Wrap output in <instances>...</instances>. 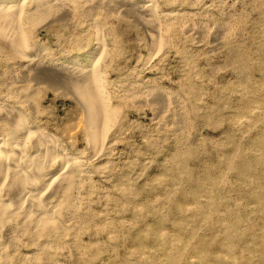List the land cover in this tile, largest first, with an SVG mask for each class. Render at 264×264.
Segmentation results:
<instances>
[{"label":"rangeland","instance_id":"rangeland-1","mask_svg":"<svg viewBox=\"0 0 264 264\" xmlns=\"http://www.w3.org/2000/svg\"><path fill=\"white\" fill-rule=\"evenodd\" d=\"M72 1L0 0L16 41L0 34V112L52 136L53 157L50 214L0 223V264H264V0ZM148 4L151 26L123 9ZM82 65L110 115L96 143L81 103L38 75Z\"/></svg>","mask_w":264,"mask_h":264},{"label":"bare ground","instance_id":"bare-ground-1","mask_svg":"<svg viewBox=\"0 0 264 264\" xmlns=\"http://www.w3.org/2000/svg\"><path fill=\"white\" fill-rule=\"evenodd\" d=\"M8 1V0H7ZM13 1V0H12ZM16 1V0H15ZM44 1V0H43ZM43 1L41 0V2L43 3ZM50 1V0H49ZM72 1V0H71ZM100 1V0H99ZM152 1V0H151ZM156 1V0H155ZM11 2V1H10ZM9 2V3H10ZM18 2V1H17ZM46 2V1H45ZM67 2V1H66ZM73 2V1H72ZM75 2V0H74ZM89 2V1H88ZM104 2V1H103ZM115 2V1H114ZM121 2V0H120ZM119 2V3H120ZM124 2H127L124 0ZM147 2H150L149 0ZM154 2V1H153ZM157 2V1H156ZM154 2V3H156ZM7 3V2H6ZM54 3V2H53ZM65 3V2H64ZM70 3V2H68ZM91 3V2H90ZM11 4V3H10ZM38 4V3H37ZM47 5V3H45ZM49 4V3H48ZM58 4V3H57ZM61 4H63V0L61 2ZM97 4V3H96ZM101 4V3H99ZM105 4V3H104ZM117 4V3H116ZM130 4V3H129ZM52 5V4H51ZM65 5L68 6V4L66 3ZM70 5V4H69ZM95 5V4H94ZM102 5V4H101ZM122 5H126V4H122ZM144 5V4H142ZM150 5H147V8L144 7H138V8H131V7H125L123 8L125 10V12L127 14H130L131 16H135L138 18L139 22H141L144 25H148L150 22H152L153 16L151 14L152 19L147 18L145 16V11L149 10L150 11ZM154 5V4H152ZM15 6V5H14ZM21 6V5H20ZM41 6H43L41 4ZM45 6V5H44ZM85 6V5H84ZM111 6V5H110ZM109 6V7H110ZM113 6V5H112ZM118 6V5H117ZM158 6V4H157ZM11 7V6H9ZM16 7V6H15ZM51 7V6H50ZM71 7V6H70ZM70 7L68 8V11L70 10ZM96 8V6H94ZM146 7V6H145ZM159 7V6H158ZM3 9V7H0ZM37 8V7H36ZM47 8H49V5L47 6ZM63 8V7H61ZM65 8V6H64ZM63 8V9H64ZM116 8V7H115ZM118 8V7H117ZM22 9V8H20ZM19 9V10H20ZM113 9V8H112ZM122 9V10H123ZM155 9V8H154ZM157 9V8H156ZM66 10V9H64ZM119 10V9H118ZM116 9V11H118ZM121 10V11H122ZM123 10V11H124ZM152 10V9H151ZM159 10V9H158ZM157 10V11H158ZM7 11V10H6ZM9 11V10H8ZM24 11V10H23ZM108 11V10H107ZM115 11V9H114ZM156 11V12H157ZM1 12V11H0ZM3 12V11H2ZM17 12V11H16ZM110 12V11H109ZM120 12V11H119ZM159 12V11H158ZM12 13V11H11ZM34 13V12H33ZM37 13V12H36ZM150 13V12H149ZM7 14V13H6ZM9 14V12H8ZM21 14V13H20ZM38 14V13H37ZM65 14V13H64ZM124 14V13H122ZM16 15V14H15ZM23 15V14H22ZM3 16V15H1ZM128 16V15H127ZM16 17V16H15ZM129 17V16H128ZM155 17V16H154ZM158 17V16H157ZM169 17V14H168ZM19 18V16H18ZM17 18V19H18ZM2 20H6L3 18H0V22ZM12 20V19H11ZM132 20V19H131ZM137 20V21H138ZM154 20V19H153ZM9 22V20H8ZM4 23V22H3ZM14 23V22H13ZM20 23V22H19ZM8 24V23H7ZM6 24V25H7ZM140 24V23H139ZM156 24V23H155ZM5 25V24H4ZM150 25V24H149ZM15 26V25H14ZM151 26V25H150ZM156 26V25H155ZM154 26V28H155ZM4 27V26H3ZM1 23H0V34L3 33L4 35H6V37H8V39L11 41L12 45H15L13 43L16 42L13 39V35L12 33L15 32V30L13 31L12 29L8 30L10 26H5V28H3ZM143 27V26H142ZM8 28V29H6ZM147 28V27H146ZM149 29V28H148ZM153 29V27H152ZM12 30V31H11ZM12 32V33H11ZM8 40V41H9ZM101 41V40H100ZM104 43V42H103ZM98 45V44H97ZM100 45V44H99ZM17 46V45H16ZM105 47V46H104ZM102 48V47H101ZM18 49V48H17ZM98 49V48H97ZM100 49V48H99ZM106 49V48H105ZM19 50V49H18ZM103 50V49H101ZM105 51V50H104ZM98 52V50H97ZM102 54V52H101ZM105 54V53H104ZM40 55V54H39ZM92 55V54H91ZM97 55V54H94ZM100 56V55H99ZM90 57V56H89ZM98 57V56H97ZM103 57V56H102ZM91 58H93L91 56ZM92 60V59H91ZM88 61V60H87ZM97 61V60H96ZM95 61V62H96ZM74 62V61H73ZM72 63V61H71ZM79 63V62H78ZM90 63V62H89ZM99 63V62H97ZM102 63V62H101ZM107 63V62H106ZM69 64V63H68ZM38 65V64H37ZM65 65V64H64ZM76 65V64H75ZM81 65V64H80ZM85 66V64H83ZM82 65V66H83ZM89 65V64H88ZM92 65V64H91ZM99 65V64H98ZM102 65V64H101ZM77 66V65H76ZM81 66V67H82ZM83 66V67H84ZM35 67V66H34ZM50 67V66H49ZM49 67L47 69L44 68V70H39L38 71V75H42L46 76L47 78L51 81V82H55L57 84H59L60 86H62L63 88H65L66 90H68V92L70 94H72L76 100H78L79 103H81V105L83 106V108L86 111V115L87 117V121H88V125H89V138L92 139L91 141L94 143L99 142L101 137L106 134V131L108 129V124L110 125V122L108 120L109 118V114L107 113V108H106V101L104 102L101 98H100V92L101 90H99V78H98V74L96 70H98V68L96 69V67L91 66V69H82L81 73L78 74H71L70 72H68L67 70H61V71H57V70H53V69H49ZM57 67V66H56ZM55 67V68H56ZM75 67V66H74ZM90 67V66H89ZM99 67V66H98ZM59 69V68H58ZM61 69V67H60ZM70 69V68H69ZM72 69V68H71ZM76 69V68H75ZM79 69V67H78ZM77 69V70H78ZM81 70V69H79ZM100 70V68H99ZM29 71V70H28ZM72 71V70H71ZM75 71V70H74ZM79 72V71H77ZM34 73V72H33ZM102 75V74H101ZM28 77V76H27ZM38 77V76H37ZM38 79V78H37ZM43 78H40V80ZM39 80V79H38ZM42 81V80H41ZM48 83V82H47ZM56 84V85H57ZM33 86V85H32ZM48 86V85H47ZM59 87V86H58ZM60 92V91H59ZM104 93V92H103ZM102 93V94H103ZM103 96V95H102ZM101 96V97H102ZM26 97V96H25ZM105 97V96H104ZM5 100V99H4ZM1 101V100H0ZM6 101V100H5ZM3 102V101H2ZM5 103V102H4ZM32 103V102H31ZM29 104V103H28ZM80 105V104H79ZM108 105V104H107ZM11 107V105H10ZM21 107V106H20ZM2 108V107H1ZM3 109V108H2ZM8 109V107L6 108ZM20 109V108H19ZM1 111V110H0ZM19 111V110H18ZM35 111V110H34ZM1 113V112H0ZM29 114V112H28ZM35 114V113H34ZM26 116V114H25ZM24 118V117H23ZM28 117H26L27 119ZM82 118V116H81ZM110 119V118H109ZM0 121H5L8 122L10 125H12L13 127L11 128L9 134L10 137H7L8 134L6 135L5 138H3L0 141V223H2L3 221H5L8 218H11L12 216H14L15 214H19L20 216H22V219H24V221L28 220L29 222H36L39 223L42 219L44 220V217H48L49 216V212L51 211L50 208L46 205L45 200L47 198L42 199L40 197V191L38 190V182L39 181H43L44 180V176L47 173L48 169L51 166V158H53L50 154H52V151L48 148V141L49 139H51L52 136H50V138H46V132H44L45 134H43L41 137L36 136L35 134L36 131L32 130L31 127H28L27 124H25L21 117V115L18 112H14L11 109L5 110L1 113L0 115ZM30 121V120H29ZM27 122V120H26ZM2 123V122H1ZM5 124V123H4ZM7 124V123H6ZM81 124V123H80ZM87 124V123H86ZM116 124V123H115ZM31 126V123H30ZM10 127V126H9ZM79 127V126H78ZM10 129V128H9ZM88 129V128H87ZM39 131V130H37ZM88 131V130H87ZM7 132V131H6ZM27 133L28 137L32 138L33 140H30L33 142V144L35 145L36 149L35 151L38 153H31L29 152L28 149H26L25 147V143H24V137L22 138V135H24L23 133ZM22 133V134H21ZM41 133V132H40ZM26 135V136H27ZM27 138V137H26ZM55 139H57L54 136ZM89 138H87L89 140ZM106 138V137H105ZM104 139V138H103ZM54 140V139H53ZM58 140V139H57ZM29 141V142H30ZM30 142L29 144L31 145ZM57 142V141H56ZM105 142V141H104ZM27 143V142H26ZM50 143H52L50 141ZM62 143V142H61ZM58 144V143H57ZM59 145V144H58ZM90 145V142H89ZM28 146V145H26ZM52 146V145H51ZM94 147V144L92 145ZM101 146V145H100ZM34 147V146H33ZM50 147V146H49ZM54 147H58V146H54ZM104 147V146H102ZM61 148V147H60ZM59 149V148H58ZM53 150H56L55 148H53ZM62 150V149H59ZM64 150V149H63ZM67 150V149H66ZM96 150V149H95ZM101 150V147L99 149V151ZM45 156L43 160H40L39 154H41L42 152ZM55 152V151H54ZM67 152V151H66ZM94 152V151H93ZM56 153V152H55ZM62 153V152H60ZM81 153V152H80ZM57 155V153H56ZM67 155V154H66ZM49 156H51V158L47 159ZM54 156V154H53ZM59 157V156H58ZM57 157V158H58ZM63 157V156H62ZM55 158V157H54ZM65 158H68L65 156ZM42 159V158H41ZM76 159V158H75ZM59 160V159H58ZM73 160V159H72ZM79 161V160H78ZM56 162V161H55ZM59 162V161H58ZM69 162V161H68ZM66 162V163H68ZM57 163V162H56ZM58 164V163H57ZM69 164H71L69 162ZM59 165V164H58ZM70 166V165H69ZM79 166V164H78ZM68 167V164H67ZM75 168V167H74ZM56 169V168H55ZM73 169V168H72ZM64 171V170H63ZM62 171V172H63ZM71 171V169H70ZM74 171V170H72ZM69 172V173H73V172ZM64 173V172H63ZM48 174V173H47ZM67 175V174H66ZM70 175V174H69ZM74 175V174H73ZM50 176V175H49ZM52 176V175H51ZM59 177V176H58ZM70 177V176H69ZM68 177V178H69ZM53 179V178H52ZM72 179V177H71ZM58 180V179H57ZM48 181V180H47ZM60 181V180H59ZM58 181V182H59ZM70 181V180H69ZM72 181V180H71ZM51 182V181H50ZM53 182V181H52ZM54 183V182H53ZM63 182H61L60 184H62ZM66 183V180L65 182ZM69 183V182H68ZM59 184V185H60ZM51 187V186H50ZM55 187V186H54ZM61 187V186H60ZM47 188V187H46ZM53 188V187H52ZM51 189V188H50ZM50 191V190H49ZM48 191V192H49ZM42 192V191H41ZM46 192V191H45ZM51 193V192H50ZM67 193V192H66ZM55 195V194H54ZM53 195V196H54ZM47 196V195H46ZM51 194L49 195V199H50ZM52 196V197H53ZM68 196V195H67ZM43 197V196H42ZM53 199V198H52ZM8 202H7V201ZM68 205V204H67ZM52 215H54V211L52 210ZM17 216V215H16ZM53 218V217H52ZM14 218L12 217V220ZM47 220V219H46ZM26 222H23V224ZM5 224V223H4ZM10 224V223H9ZM12 224V221H11ZM14 224V223H13ZM16 224H19L16 222ZM7 225V222H6ZM28 225V223H27ZM12 227L9 226V228ZM0 228H2V226L0 225ZM1 231V229H0ZM7 231V230H6ZM9 232V230H8ZM10 233V232H9ZM7 237V236H6ZM5 237V238H6ZM1 238V237H0ZM5 240V239H4ZM8 240V239H7ZM9 241V240H8ZM1 242V241H0ZM2 244V243H1ZM9 244V243H8ZM7 244V245H8ZM3 245V244H2ZM6 245V246H7ZM10 246V245H9ZM12 246V245H11ZM44 246V245H43ZM42 246V247H43ZM3 247V246H1ZM4 248V247H3ZM13 248V247H12ZM15 248V247H14ZM13 248V249H14ZM41 248V247H40ZM1 249V248H0ZM8 249V247H7ZM5 248L3 249L4 252ZM9 251V250H8ZM1 252V251H0ZM2 254V253H1ZM5 254V253H4ZM10 254V253H9ZM8 254V255H9ZM12 254V252H11ZM3 255V254H2ZM27 255V254H26ZM31 255V254H30ZM6 257V256H5ZM9 257V256H8ZM7 257V258H8ZM30 257V256H29ZM32 257V256H31ZM32 259V258H31ZM4 260V259H3ZM30 261V260H29ZM1 263V262H0Z\"/></svg>","mask_w":264,"mask_h":264}]
</instances>
